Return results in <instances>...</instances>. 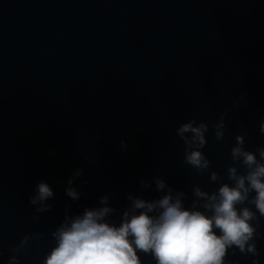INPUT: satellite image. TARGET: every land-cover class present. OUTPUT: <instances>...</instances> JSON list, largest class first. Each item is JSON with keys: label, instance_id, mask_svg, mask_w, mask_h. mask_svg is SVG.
<instances>
[{"label": "clouds", "instance_id": "1", "mask_svg": "<svg viewBox=\"0 0 264 264\" xmlns=\"http://www.w3.org/2000/svg\"><path fill=\"white\" fill-rule=\"evenodd\" d=\"M241 103L247 101L241 97L233 105L239 107ZM229 111L222 112L212 125L216 141L225 139ZM208 131L206 122L192 118L180 124L175 135L184 144V163L198 175L208 173L210 182L219 185L215 191L193 186V199L186 205L184 191L174 190L155 177L156 190L163 194L153 200L129 194L130 203L121 212L118 224L110 220L116 209L109 205L108 196H102V206L65 215L50 233L55 243L42 264H143L140 254L151 256L155 264H231L226 262L230 249L233 254L238 251L258 257L256 239L264 218V145L255 152L247 150L245 136L237 134L225 181L219 172L210 171L212 161L202 151L208 143ZM259 132L264 136V119ZM121 145L124 147V142ZM82 174L83 170L77 169L67 181L65 193L73 201L81 196L72 186L74 177ZM141 187L151 188V183L142 180ZM53 196L48 183H38L29 198L35 206L33 220L51 209L47 201ZM40 236L25 235L10 249L8 264H20L19 254ZM252 264H259V260L253 259Z\"/></svg>", "mask_w": 264, "mask_h": 264}]
</instances>
